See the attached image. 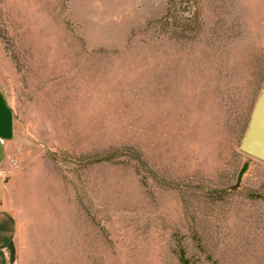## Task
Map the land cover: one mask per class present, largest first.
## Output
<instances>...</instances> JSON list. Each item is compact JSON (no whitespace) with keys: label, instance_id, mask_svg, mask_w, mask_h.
<instances>
[{"label":"rangeland","instance_id":"374dc122","mask_svg":"<svg viewBox=\"0 0 264 264\" xmlns=\"http://www.w3.org/2000/svg\"><path fill=\"white\" fill-rule=\"evenodd\" d=\"M12 264H264V0H0Z\"/></svg>","mask_w":264,"mask_h":264},{"label":"crops","instance_id":"0c3cea01","mask_svg":"<svg viewBox=\"0 0 264 264\" xmlns=\"http://www.w3.org/2000/svg\"><path fill=\"white\" fill-rule=\"evenodd\" d=\"M15 138V115L0 89V264H12L11 249L16 255L18 224L13 208L12 187L4 170Z\"/></svg>","mask_w":264,"mask_h":264},{"label":"water","instance_id":"95a60500","mask_svg":"<svg viewBox=\"0 0 264 264\" xmlns=\"http://www.w3.org/2000/svg\"><path fill=\"white\" fill-rule=\"evenodd\" d=\"M242 151L248 157L264 162V99L260 102L254 114ZM11 252L13 262L15 253L13 249H11Z\"/></svg>","mask_w":264,"mask_h":264},{"label":"trees","instance_id":"16d2710c","mask_svg":"<svg viewBox=\"0 0 264 264\" xmlns=\"http://www.w3.org/2000/svg\"><path fill=\"white\" fill-rule=\"evenodd\" d=\"M181 261L182 264H190L185 251H181Z\"/></svg>","mask_w":264,"mask_h":264}]
</instances>
